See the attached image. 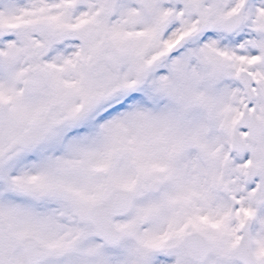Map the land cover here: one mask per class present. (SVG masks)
Returning a JSON list of instances; mask_svg holds the SVG:
<instances>
[{"label": "snow or ice", "instance_id": "6c2138e0", "mask_svg": "<svg viewBox=\"0 0 264 264\" xmlns=\"http://www.w3.org/2000/svg\"><path fill=\"white\" fill-rule=\"evenodd\" d=\"M0 264H264V0H0Z\"/></svg>", "mask_w": 264, "mask_h": 264}]
</instances>
